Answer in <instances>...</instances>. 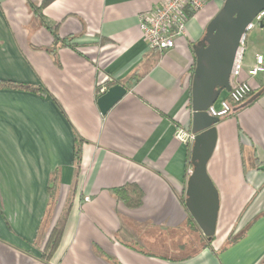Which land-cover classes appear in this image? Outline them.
Returning <instances> with one entry per match:
<instances>
[{
	"label": "crops",
	"instance_id": "1",
	"mask_svg": "<svg viewBox=\"0 0 264 264\" xmlns=\"http://www.w3.org/2000/svg\"><path fill=\"white\" fill-rule=\"evenodd\" d=\"M163 1L55 0L40 8L42 0H0V82L46 90L0 87V264H264V92L216 125L207 172L219 193L217 228L240 239L229 245L215 234V252L203 249L182 202L193 146L176 136L192 127L193 46L225 0H206L186 36L133 84L152 55L139 15ZM57 25L76 48L51 53ZM256 38L245 79L255 55L264 56V28ZM109 78L128 93L103 116L96 86ZM250 83L255 95L264 75ZM76 138L85 143L74 187ZM130 184L144 194L137 209L115 193ZM71 197L60 245L45 261Z\"/></svg>",
	"mask_w": 264,
	"mask_h": 264
},
{
	"label": "water",
	"instance_id": "2",
	"mask_svg": "<svg viewBox=\"0 0 264 264\" xmlns=\"http://www.w3.org/2000/svg\"><path fill=\"white\" fill-rule=\"evenodd\" d=\"M263 11L264 0H225L220 12L209 23L204 38L193 46L196 68L192 81L191 131L196 140L190 154L193 169L187 181L185 206L209 241L216 234L220 199L207 165L216 146V125L221 120L211 117L207 110L224 91H231L230 76L240 38ZM263 92L264 89L259 90L234 112L253 103ZM127 93L124 85L109 87L97 100L101 114L106 116Z\"/></svg>",
	"mask_w": 264,
	"mask_h": 264
},
{
	"label": "built area",
	"instance_id": "3",
	"mask_svg": "<svg viewBox=\"0 0 264 264\" xmlns=\"http://www.w3.org/2000/svg\"><path fill=\"white\" fill-rule=\"evenodd\" d=\"M205 6L206 0H164L150 14L139 15L140 30L149 49L160 52L174 49L176 41L187 34L189 12L196 14ZM262 23H264V11L254 18L241 36L230 76L231 91L209 107L207 113L211 117L223 120L231 116L234 110L246 102L253 92L250 80L264 75V56L256 54L254 66L248 70V78L243 77L249 33L256 27H261ZM114 82L112 78H109L105 83H98L96 97L104 95ZM176 139L191 149L196 135L191 130L180 129ZM191 173L192 168H189L188 174Z\"/></svg>",
	"mask_w": 264,
	"mask_h": 264
},
{
	"label": "trees",
	"instance_id": "4",
	"mask_svg": "<svg viewBox=\"0 0 264 264\" xmlns=\"http://www.w3.org/2000/svg\"><path fill=\"white\" fill-rule=\"evenodd\" d=\"M55 0H42V4L40 8H44L46 6H48L50 3H52ZM40 8L35 9L36 14L38 16H41L40 13ZM193 12H189V16L190 18L193 16ZM44 23H46V20L42 17ZM51 32L53 34V38H54V46L52 48V52L53 54H55V51L58 47H72V48H76V46L73 44V40H74V36L73 37H68V38H61L60 35L58 34V25L55 28H51ZM165 52V51H164ZM164 52H160L158 50H154L152 51V55L144 62V64L142 65L141 69L129 80V82L135 84L140 78H142L143 76H145L149 70H151L160 60L161 55ZM194 72V69H193ZM116 84H121L124 85L125 87L127 86V84L125 83H120L115 81L114 83H111V86H114ZM0 87H4V88H11V89H25L28 90L30 92L36 93V94H40L42 96L46 95V90L40 88V87H35V86H25L23 84H16V83H12V82H0ZM255 91H253L250 95H249V99L254 95ZM98 99V97H97ZM84 140L82 139H77L75 140V173H74V178H73V186L75 187L78 183V178H79V174H80V169H79V165H80V160H81V152H82V146H83ZM48 191H49V195H50V203L51 204H55L56 203V191H57V184L53 182V184H51L48 187ZM115 193L117 195V198L128 208L130 209H137L139 208L142 203H143V198H144V194L141 191V189L135 185V184H130L128 186L119 188L115 190ZM72 200L73 198L71 197L68 201L67 204V208L65 210V213L59 223V225H57L55 228H53V230L51 231L48 240L45 244L44 250L42 252L41 258L45 261H50V259H52V257L55 255L60 242H61V238H62V234H63V230H64V225H65V221L66 218L68 216L69 210H70V206L72 204ZM183 204L185 205V200L182 199ZM50 204V205H51ZM190 225L193 229H196L197 231H199L198 227L196 226L193 218L190 216ZM200 244L202 246L203 249H211L212 251L215 252V250L213 249V243L215 241V237L209 241L206 237H204L201 233H200ZM238 239H240V237L237 238H233L230 236V238H228V244H233L235 243Z\"/></svg>",
	"mask_w": 264,
	"mask_h": 264
},
{
	"label": "rangeland",
	"instance_id": "5",
	"mask_svg": "<svg viewBox=\"0 0 264 264\" xmlns=\"http://www.w3.org/2000/svg\"><path fill=\"white\" fill-rule=\"evenodd\" d=\"M259 30H260V27H256L254 30H252L249 33V40H248V46H247L246 54L251 52V50L253 49L255 44H258L259 40H257V38H256V32H258ZM53 205L54 204H51V209H53V207H54ZM227 235H228L227 230H224L223 227L221 225H219L218 228H217V233H216L217 240H224L226 237L230 238V236L231 237L234 236L233 234H231L229 236H227ZM228 238H227V242H228Z\"/></svg>",
	"mask_w": 264,
	"mask_h": 264
}]
</instances>
